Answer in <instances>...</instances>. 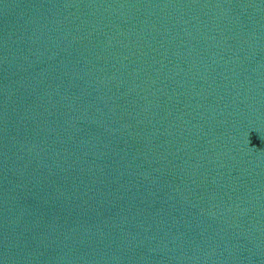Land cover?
I'll use <instances>...</instances> for the list:
<instances>
[{
    "label": "water",
    "instance_id": "obj_1",
    "mask_svg": "<svg viewBox=\"0 0 264 264\" xmlns=\"http://www.w3.org/2000/svg\"><path fill=\"white\" fill-rule=\"evenodd\" d=\"M0 264H264V0H0Z\"/></svg>",
    "mask_w": 264,
    "mask_h": 264
}]
</instances>
